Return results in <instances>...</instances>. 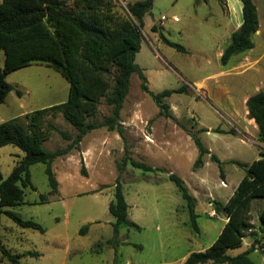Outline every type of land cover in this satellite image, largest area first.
I'll use <instances>...</instances> for the list:
<instances>
[{
    "label": "rangeland",
    "instance_id": "obj_1",
    "mask_svg": "<svg viewBox=\"0 0 264 264\" xmlns=\"http://www.w3.org/2000/svg\"><path fill=\"white\" fill-rule=\"evenodd\" d=\"M73 1L66 0V5H73ZM109 1L113 12L130 16L128 5L135 0ZM227 1L230 12L222 0H153L143 18L135 62L143 68L153 92L183 85L187 89L164 98L172 115L167 117L159 114L157 104L141 89L133 72L120 109L122 135L99 126L86 133L77 148L56 157L52 169L58 185L53 193L45 164L36 162L29 166L34 187L24 188V202L6 209L40 223L44 230L20 227L5 213L1 214L0 224L5 247L11 252H25L20 256L21 264H184L190 252L203 250L215 240L227 218L224 213L214 212L213 201L224 203L245 173L235 161L249 163L260 157V151L264 152V143L252 133L253 123L233 118L242 117L239 103L230 110V89L239 77L236 72L225 71L218 51L225 46L229 30L242 19V14L240 0ZM154 24L158 31L152 30ZM160 32L183 45L186 52L164 42ZM3 61L4 51L0 50V65ZM6 80L20 89L21 95L15 89L7 94L0 103V122L17 117L26 122V115L33 110L60 103L68 96V80L46 62H32L12 70ZM196 81L204 85L199 87ZM109 113L110 106L102 98L95 115L88 119L99 123ZM51 124L58 130L51 129ZM202 128L208 131H201ZM42 129L48 135L43 142L47 150L66 147L71 141L59 130L76 135L60 112L50 111ZM190 132L209 149L199 167H194L198 148ZM22 154L12 144L0 146L4 178ZM211 154L217 156L220 166ZM128 157L153 169L134 167ZM171 172L184 180L196 198L198 231L190 224L186 202L169 178ZM117 177L128 203V216L140 229L122 224L114 237L115 219L108 204L113 199ZM40 194L45 195L46 201H40ZM252 203L256 238L244 237L242 245L230 248L228 253L236 254L255 244L250 257L263 263L264 234L259 231L258 215L264 199L257 197ZM84 224L88 228L80 233ZM124 240L128 243H122ZM0 264H9L1 252Z\"/></svg>",
    "mask_w": 264,
    "mask_h": 264
},
{
    "label": "trees",
    "instance_id": "obj_2",
    "mask_svg": "<svg viewBox=\"0 0 264 264\" xmlns=\"http://www.w3.org/2000/svg\"><path fill=\"white\" fill-rule=\"evenodd\" d=\"M240 2L242 22L231 33V40L220 57L222 64H226L232 55L254 45L252 34L258 28L256 7L252 0ZM73 3L69 6L66 5V0L0 1V50L4 51L3 65H0V103L4 102L7 94L13 89L17 95H21L20 89L6 80V74L32 62L50 64L69 82L65 101L33 110L26 115V122L18 117L0 122V146L12 144L23 152L7 177L4 178L0 170V224L1 214L5 213L20 227L44 230L40 223L23 219L6 209L24 202V188L34 187L29 166L36 162L45 164L50 192L53 193L58 185L52 169V161L56 157L68 153L74 147L77 148L84 135L99 126H105L108 130L122 135L124 127L120 122V109L128 93L130 75L133 72L140 80L141 89L157 104L159 114L167 117L172 115L164 98L173 92H184L187 89L183 85L177 89L153 92L147 85L143 68L135 62V55L140 50L142 40L143 18L150 11L153 0H135L130 3V16L113 12L109 0H74ZM151 28L158 31L155 24ZM160 36L167 44L186 52L183 45L169 40L161 32ZM102 98L110 106V113L98 123L88 118L95 115ZM246 106L247 116L253 118L257 124L258 140L264 143V86L247 98ZM50 111L60 112L76 130L74 137L59 130L64 137L71 139L66 147L47 150L43 145L48 135L42 129V124ZM50 128L58 130L53 124ZM201 131L208 129L202 128ZM190 135L198 148L194 167H199L202 165V156L209 153V149L199 136L191 132ZM259 154L260 157L249 163L235 161L244 167L245 173L229 198L224 203L214 200L212 207L215 213H224L227 219L210 246L190 252L184 264H264L250 257L255 244L239 253H228L230 248L240 247L244 237L251 235L256 238L258 232L251 221V211L254 198L264 199V152L260 151ZM211 157L220 166L217 156L211 154ZM127 160L134 167L146 171L153 169L145 162L130 157ZM120 167L121 171L122 166ZM169 178L186 202L191 226L198 231L195 196L179 175L171 172ZM40 201H46L44 194H40ZM108 210L115 219L114 237L118 235L122 224L140 229L128 216V203L119 177L116 178L113 199L108 204ZM258 219L259 231L264 234V203ZM87 228L84 224L80 233H85ZM0 252L9 260V264H21L20 256L25 254L7 249L2 242L1 233ZM27 253L38 255V252L33 251Z\"/></svg>",
    "mask_w": 264,
    "mask_h": 264
},
{
    "label": "crops",
    "instance_id": "obj_3",
    "mask_svg": "<svg viewBox=\"0 0 264 264\" xmlns=\"http://www.w3.org/2000/svg\"><path fill=\"white\" fill-rule=\"evenodd\" d=\"M257 12L258 17V28L252 34V39L254 42L253 47L244 50L240 53L232 55L226 64H222L226 66L227 69L225 71L228 72H236L239 78L233 80V86L230 89V97L232 104L230 105V110L234 109L237 102L242 108V117L235 118L237 122L242 123H253V128L255 131L252 133H256L258 137V127L253 118H248L246 115L248 113L246 100L247 98L256 93L260 88L264 86V0H252ZM224 3V8L227 12H230V6L227 0H222ZM239 8H241V4H239ZM162 22V21H161ZM242 19L237 21V24L233 26L227 36V42L224 47L220 48L218 54L221 57V54L224 48L229 44L231 40V33L239 27ZM196 85L202 87L204 83L202 81H196ZM243 119V120H242ZM128 243V241L124 240L122 243Z\"/></svg>",
    "mask_w": 264,
    "mask_h": 264
},
{
    "label": "built area",
    "instance_id": "obj_4",
    "mask_svg": "<svg viewBox=\"0 0 264 264\" xmlns=\"http://www.w3.org/2000/svg\"><path fill=\"white\" fill-rule=\"evenodd\" d=\"M161 18H162V19H164V18H165V16H164V15H161Z\"/></svg>",
    "mask_w": 264,
    "mask_h": 264
}]
</instances>
